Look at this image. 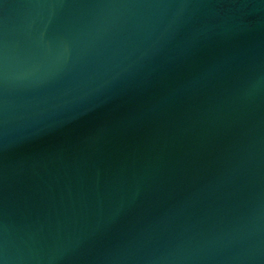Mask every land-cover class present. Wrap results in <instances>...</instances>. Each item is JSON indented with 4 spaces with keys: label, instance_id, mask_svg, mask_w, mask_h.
<instances>
[{
    "label": "water",
    "instance_id": "1",
    "mask_svg": "<svg viewBox=\"0 0 264 264\" xmlns=\"http://www.w3.org/2000/svg\"><path fill=\"white\" fill-rule=\"evenodd\" d=\"M0 264H264V0H0Z\"/></svg>",
    "mask_w": 264,
    "mask_h": 264
}]
</instances>
